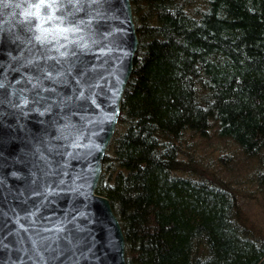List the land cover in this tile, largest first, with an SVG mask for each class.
Instances as JSON below:
<instances>
[{
	"label": "trees",
	"instance_id": "trees-1",
	"mask_svg": "<svg viewBox=\"0 0 264 264\" xmlns=\"http://www.w3.org/2000/svg\"><path fill=\"white\" fill-rule=\"evenodd\" d=\"M130 4L138 45L97 186L126 264H264V0Z\"/></svg>",
	"mask_w": 264,
	"mask_h": 264
},
{
	"label": "water",
	"instance_id": "water-1",
	"mask_svg": "<svg viewBox=\"0 0 264 264\" xmlns=\"http://www.w3.org/2000/svg\"><path fill=\"white\" fill-rule=\"evenodd\" d=\"M137 45L130 0H0V264H126L97 186Z\"/></svg>",
	"mask_w": 264,
	"mask_h": 264
},
{
	"label": "rangeland",
	"instance_id": "rangeland-1",
	"mask_svg": "<svg viewBox=\"0 0 264 264\" xmlns=\"http://www.w3.org/2000/svg\"><path fill=\"white\" fill-rule=\"evenodd\" d=\"M255 209V208H254ZM259 220H261L264 223V218H259L257 217Z\"/></svg>",
	"mask_w": 264,
	"mask_h": 264
},
{
	"label": "snow or ice",
	"instance_id": "snow-or-ice-1",
	"mask_svg": "<svg viewBox=\"0 0 264 264\" xmlns=\"http://www.w3.org/2000/svg\"><path fill=\"white\" fill-rule=\"evenodd\" d=\"M38 14V13H37Z\"/></svg>",
	"mask_w": 264,
	"mask_h": 264
}]
</instances>
